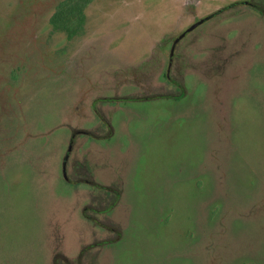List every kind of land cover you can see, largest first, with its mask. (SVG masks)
<instances>
[{
  "label": "rangeland",
  "instance_id": "obj_1",
  "mask_svg": "<svg viewBox=\"0 0 264 264\" xmlns=\"http://www.w3.org/2000/svg\"><path fill=\"white\" fill-rule=\"evenodd\" d=\"M62 1L0 0V264H264V0H91L72 35Z\"/></svg>",
  "mask_w": 264,
  "mask_h": 264
},
{
  "label": "trees",
  "instance_id": "obj_2",
  "mask_svg": "<svg viewBox=\"0 0 264 264\" xmlns=\"http://www.w3.org/2000/svg\"><path fill=\"white\" fill-rule=\"evenodd\" d=\"M89 1L91 0H64L62 1L59 6L57 7V10L55 11V13L53 14V16L51 17V21L53 22L54 20L56 22L58 21H63L65 20V18L67 17V15L69 13H72L71 16H74L75 18L69 20V22L67 24H63L62 27L63 29H66L70 35H72V30L71 28L73 27V32L74 30H76V28L81 24V21L84 18V15L78 11H76L77 9H80L81 6L86 5ZM255 9L258 10L260 13L264 14V11H262V9L260 8V6H255ZM75 11V12H74ZM81 11V10H80ZM78 14V16L76 17V15ZM208 19V18H207ZM55 24V22H53ZM90 186L95 187L99 192V193H103L106 196H112V203L109 204L108 206H106L103 210H100L102 213H104L108 208H112V206L115 204L116 202V197L119 195V192L117 191V189L111 187V186H103L101 184H97V183H93L89 181ZM90 220H94V219H90ZM105 242H99L95 245H88L87 247H84V249H81L80 253L78 254V256L76 257V263L75 264H80V258L82 253L84 254L87 250H90L92 248H94L95 246H101V244H104ZM60 254H55L53 256L52 262L53 264H57V261L59 262L58 258ZM61 263L60 264H69L67 258H60Z\"/></svg>",
  "mask_w": 264,
  "mask_h": 264
},
{
  "label": "flooded vegetation",
  "instance_id": "obj_3",
  "mask_svg": "<svg viewBox=\"0 0 264 264\" xmlns=\"http://www.w3.org/2000/svg\"><path fill=\"white\" fill-rule=\"evenodd\" d=\"M243 3H245V4H249V2L248 1H243ZM231 6H233V4L231 5ZM255 6H258L257 4H253V7L255 8ZM217 12H220V11H217ZM213 16V14H211L210 16H206L205 18H203L204 20H201V21H205V19H209V18H211ZM182 35H184V34H182ZM178 38H176V40H177Z\"/></svg>",
  "mask_w": 264,
  "mask_h": 264
},
{
  "label": "water",
  "instance_id": "obj_4",
  "mask_svg": "<svg viewBox=\"0 0 264 264\" xmlns=\"http://www.w3.org/2000/svg\"><path fill=\"white\" fill-rule=\"evenodd\" d=\"M201 21V20H200ZM196 24H193L188 30H191L195 27ZM66 159V158H65ZM64 169V168H63ZM63 176L65 177V174H63Z\"/></svg>",
  "mask_w": 264,
  "mask_h": 264
}]
</instances>
